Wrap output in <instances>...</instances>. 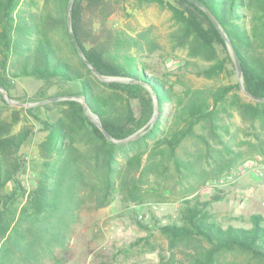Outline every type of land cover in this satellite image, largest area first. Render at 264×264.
<instances>
[{
    "label": "trees",
    "instance_id": "obj_1",
    "mask_svg": "<svg viewBox=\"0 0 264 264\" xmlns=\"http://www.w3.org/2000/svg\"><path fill=\"white\" fill-rule=\"evenodd\" d=\"M170 1L177 28L169 40L206 83H183L181 74L178 90L165 80L151 60L155 42L147 32L109 28L105 0H73L71 33L69 0H0V87L11 98L18 78L59 83L66 90L52 98L87 105L66 99L18 109L0 92V264H66L81 212L104 209L115 195L125 206L190 194L241 160L264 158V0ZM233 56L243 90L239 80L218 81L236 75ZM93 71L121 80L104 82ZM28 121L44 133L30 161L21 153L34 134ZM139 130L134 140L112 141ZM184 204L180 224L159 228L172 249L193 246L180 264H218L230 252L264 264L262 215L219 223L195 201Z\"/></svg>",
    "mask_w": 264,
    "mask_h": 264
},
{
    "label": "rangeland",
    "instance_id": "obj_2",
    "mask_svg": "<svg viewBox=\"0 0 264 264\" xmlns=\"http://www.w3.org/2000/svg\"><path fill=\"white\" fill-rule=\"evenodd\" d=\"M105 1L108 2L106 25L132 35L147 32L157 48L151 60L165 80L176 82V89L179 90L181 87L179 83L181 74L183 83L192 86L208 82L190 73L192 70L187 65L195 61L188 58L184 51L174 48L169 40V35L177 28L170 11L172 1ZM236 80H239V83L241 81L237 73L231 78L225 76L218 81L228 83ZM62 88L66 90V86L63 87L59 83L48 85L34 78H18L13 81L9 94L13 102L25 105L40 98L41 101L50 100L57 92L63 91ZM66 97L69 96L58 97L55 101L66 100ZM74 97L78 100V96ZM12 107L19 109L23 106ZM235 120L238 123V119ZM28 123L32 125L30 121ZM32 126L34 128L32 139L21 149L27 161L36 157V146L44 138V133L38 131V125ZM21 180L26 188L33 185V176L30 172L22 175ZM193 187L195 190L190 194L181 191L163 192L161 195L147 197L140 204L125 206L120 202L118 195H115L113 202L106 209L81 212L79 221L70 233L72 256L66 264L182 263L181 253H191L193 246L179 245L172 249L159 228L172 220L180 224L185 201H195L206 211L210 220L219 223H227L236 220L238 216L248 217L254 213L264 218L262 157L255 155L241 160L229 173ZM217 191L223 192L222 197L212 201L211 198ZM218 259V264H247V258L238 252L222 254Z\"/></svg>",
    "mask_w": 264,
    "mask_h": 264
},
{
    "label": "water",
    "instance_id": "obj_3",
    "mask_svg": "<svg viewBox=\"0 0 264 264\" xmlns=\"http://www.w3.org/2000/svg\"><path fill=\"white\" fill-rule=\"evenodd\" d=\"M72 2L73 0H69V3H68V29H69V32L71 33V21H70V18H69V15H70V10H71V6H72ZM207 13V12H206ZM208 17L210 18L211 22L213 23L214 26H217V22L216 20L209 14H207ZM73 37V36H72ZM74 39V37H73ZM231 49V48H230ZM232 52V50H231ZM78 53H79V56L84 60L83 58V55H82V52L81 50L78 48ZM234 57V56H233ZM234 61H235V66H236V71H237V75L241 77V68H240V65L239 63L237 62V60L235 59L234 57ZM89 66V65H88ZM90 67V66H89ZM95 73V75H97V73L95 71H93ZM97 77L101 80V81H104V82H109V81H116V80H121V79H118V78H111V77H102V76H99L97 75ZM240 87L241 89L243 90V87H242V83L240 81ZM0 92L3 94L4 96V100L9 104V105H12V106H23V107H30V106H37V105H42V104H46V103H50V102H53L56 100V98H52L50 100H45V101H41V102H37V103H29V104H25V105H20V104H16L15 102H13L10 97L8 96L7 92L0 87ZM244 95L248 96V94H246L244 91H243ZM66 99H77V97H66ZM252 99H255V98H252ZM78 100L82 103L83 105V108L84 110L87 109V105L85 103V100L81 97H78ZM154 102H155V99H154ZM154 113H153V116L152 118L150 119V124L153 123L154 119L156 118V110H157V104L155 102V105H154ZM88 116L90 117V119L97 125V127L99 128V130L103 133V135L105 137L108 138V135L107 133L105 132V130L103 129V127L98 123V121L93 118L90 114H88ZM142 130V129H141ZM141 130L137 131L134 135H131L123 140H112L114 143H120V142H126V141H129V140H134L136 139L141 133Z\"/></svg>",
    "mask_w": 264,
    "mask_h": 264
},
{
    "label": "crops",
    "instance_id": "obj_4",
    "mask_svg": "<svg viewBox=\"0 0 264 264\" xmlns=\"http://www.w3.org/2000/svg\"><path fill=\"white\" fill-rule=\"evenodd\" d=\"M107 208V207H106ZM106 208H104V209H106Z\"/></svg>",
    "mask_w": 264,
    "mask_h": 264
}]
</instances>
